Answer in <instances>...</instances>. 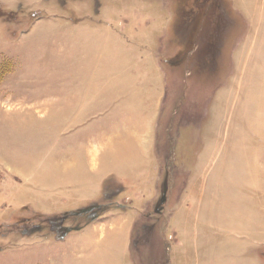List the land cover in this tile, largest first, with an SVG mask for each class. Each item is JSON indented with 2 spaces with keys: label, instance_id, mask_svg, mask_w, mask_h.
<instances>
[{
  "label": "rangeland",
  "instance_id": "obj_1",
  "mask_svg": "<svg viewBox=\"0 0 264 264\" xmlns=\"http://www.w3.org/2000/svg\"><path fill=\"white\" fill-rule=\"evenodd\" d=\"M0 264H264V0H0Z\"/></svg>",
  "mask_w": 264,
  "mask_h": 264
}]
</instances>
